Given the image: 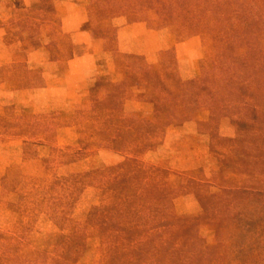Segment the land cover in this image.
I'll return each mask as SVG.
<instances>
[{
    "label": "rangeland",
    "instance_id": "374dc122",
    "mask_svg": "<svg viewBox=\"0 0 264 264\" xmlns=\"http://www.w3.org/2000/svg\"><path fill=\"white\" fill-rule=\"evenodd\" d=\"M34 1L0 0V27L6 26L8 33L5 43H19V55L25 54V60L11 56L0 65V253L6 264H56L55 256L68 243L76 246L70 254L72 264H120L127 259L119 255L118 243L103 239L106 231L99 230L98 219L120 213L112 203H121L124 195L119 194L122 182L117 183L116 174L125 155L94 145L83 155H73L79 149L78 131L87 124L91 87L100 77L114 83L125 80L121 68L125 55L141 56L152 66L173 60L174 76L184 83L199 77L203 61L211 60L207 69L218 80L210 85V93L202 92L188 108V121L163 131L160 127L153 145L138 155L142 168L161 167L169 172H150L138 184L156 176L165 193L170 190L156 210L168 207L164 212L167 229L183 226L188 231L175 238L170 231L164 232L174 249L181 244L177 264H187L191 257L195 264H264V230H247L244 220L235 219L240 213L252 220L264 215V197L251 194L247 200L231 199L218 193L264 184V172H256L264 159V132L256 127L260 123L264 128V0H239L243 3L238 17L223 27L231 36L236 31L240 35L232 37L230 48L224 46V38L205 30L187 36L175 24L155 19L126 23L123 18L114 21L115 47L108 42L109 49L91 32V0H50L54 9L56 1L68 3L63 7L69 14L66 28L56 9L42 21L33 19ZM252 18L258 22L241 41L244 29L239 22ZM121 30L127 36L118 38ZM77 31H87L98 41L90 46L88 56L82 52L80 66L69 62ZM165 51L172 53L165 55ZM126 88L124 116L152 119V89L134 82ZM253 108L258 117L253 129L237 132L231 127L229 117L253 121ZM229 155L241 157L242 173L220 164ZM87 173L91 174L83 176ZM74 177L79 181L73 182ZM56 194L69 197L58 203L42 201L43 196ZM136 194L134 206H139ZM108 207L109 211L104 210ZM148 214L141 219L134 214L133 224L151 226ZM144 232L132 238L145 236Z\"/></svg>",
    "mask_w": 264,
    "mask_h": 264
},
{
    "label": "trees",
    "instance_id": "16d2710c",
    "mask_svg": "<svg viewBox=\"0 0 264 264\" xmlns=\"http://www.w3.org/2000/svg\"><path fill=\"white\" fill-rule=\"evenodd\" d=\"M242 3L243 1L239 0H91L90 5L93 9L91 32L95 38L104 41L105 49H109L108 42H112L114 48L116 37L114 21L124 18L123 20L126 23H130L155 19L164 25L175 24L180 31H185L187 36L201 35V31L205 30L211 36L224 38V46L230 48L233 45L232 37L234 36L235 39L240 35L236 31L231 36L226 32V29L223 30V27L238 17ZM32 10L35 16L33 19L36 21L44 20L48 13L55 14L53 3L50 0H35L32 3ZM256 22L258 20H254V18L247 22L243 20L239 22L244 29L243 37L239 38L241 41H245L247 31L251 30ZM171 53V51L163 52L165 55ZM230 55L234 54L231 53ZM172 62L173 60H161L159 66H152L147 65L141 56L125 55V62L121 64V68L126 79L115 83L108 81L105 77L97 79L90 89L92 105L88 112L89 116L84 118L87 124L78 131L79 149L75 150L73 155L85 154L86 149L92 145L125 155L124 161L118 165L119 172L116 174L117 183L122 182L119 194L124 195L121 203H118V201L112 203L114 206L117 204L120 213L117 216L108 214L107 218L105 216L98 218L101 223L99 230H102L103 233L106 231L103 239L105 241L113 239L112 242L118 243L122 248L119 255L127 256L126 260H120V264H177V260L180 259L178 253L181 250V244L174 249L170 237L164 238V232L170 231L169 236L173 235L174 238L182 231L188 232L183 226L167 229L166 220L168 215L164 212L167 211L168 207L163 211L156 210L157 206H163V199L170 194L169 189L165 193L161 180L154 176V178H147L145 181H148V183L142 184L141 188L138 184L150 172L156 173L161 170L166 174L169 173L167 169L161 167L144 169L142 165H139L141 162L138 155H141L153 145L152 138L159 133L160 127L163 131L173 123L188 121L187 110L197 102V96L202 92L210 93V85H217L218 80L207 69V65H212L213 61H203L200 76L190 79L186 83L174 76L170 66ZM172 78L174 80L173 84ZM229 80L233 83L231 78ZM128 82L142 84L145 88L152 89V101L154 103L152 119L133 120L124 116V92L127 89L126 84ZM238 89L242 91L244 87L241 86ZM99 93H102V96H99ZM250 119L253 121L250 122L239 117H229L228 121L237 132H247L254 128L255 122L258 120L255 108L252 109ZM256 127L264 132L262 124L257 123ZM89 140L92 141L89 142ZM240 163H242L241 157L235 158L232 155L223 156V159L220 160V164L226 169L228 166L236 172L242 173ZM255 164L250 166L254 167ZM257 165L256 172H264V159H260V164ZM89 174L91 173L83 176ZM76 181H79V179L74 177L73 182ZM49 189L51 190V187ZM137 192H139V195L136 194ZM218 193H225L231 199L247 200V197L251 194L259 198L264 197V184L247 188L220 189ZM135 194L138 201H141L139 206H134L133 197ZM67 197L69 195L66 196V194H56L48 199L43 196L42 201L52 200L58 203L65 201ZM104 210L109 211L110 208H104ZM160 212L163 215L158 218L157 214ZM92 213L96 215L98 212L94 209ZM138 213L139 215L143 214L138 215L140 219L148 214L152 225L147 228H138L133 224L134 214ZM116 217L118 218L116 219ZM239 217V219H235L238 221L244 220L247 230L252 231L255 227V231L264 230V215L256 220L244 218L242 213ZM171 219H173V216H171ZM120 221L122 224H118ZM143 231H145V236L132 238L133 234H141ZM119 238L122 239L121 243L117 242ZM69 240L72 241L75 238ZM65 249L63 253L55 256L56 264L69 263L72 257L70 254L75 253L76 246L68 243V247L65 246ZM2 258L3 253H0V261H2V264H6L7 261ZM191 259L192 257L187 261V264H195L196 259ZM70 264L72 263L70 262Z\"/></svg>",
    "mask_w": 264,
    "mask_h": 264
},
{
    "label": "crops",
    "instance_id": "0c3cea01",
    "mask_svg": "<svg viewBox=\"0 0 264 264\" xmlns=\"http://www.w3.org/2000/svg\"><path fill=\"white\" fill-rule=\"evenodd\" d=\"M59 2L60 1H56L55 9H56V11L59 10V13L61 14V17H62V27L66 28L67 25H68V16L67 15H69V14L65 13V11L63 10V7L66 8L68 3H63L61 5ZM144 32L146 33V30H144ZM7 35H8V33H7L6 26H4V25L1 26L0 27V44H2V45H1V53H0V65L2 63L6 62L7 60H10L9 58L11 56H15V58H16V56H18L19 59H17V60H19V61L25 60V58H24L25 54L23 55V52H22V55H19V53H20V52H18V45H20L19 43H15L14 45H6L5 39L7 38ZM125 36H127L126 35V31H122L121 30V32H119L118 38H122V37H125ZM131 36L128 34L129 38ZM75 37H77V38H76V40L74 42L73 57H72V59H70L69 62H71L72 65H75V62L76 63L79 62L78 65L80 66L81 65V61L84 60V58L81 57L82 52H83V54L85 56H88L86 54L87 52H89L88 49H90V46L93 43L98 45V41L93 39L91 37L90 33L87 32V31H77ZM99 51H100V47H99ZM93 53L94 54L98 53V49L96 50V52L93 50ZM84 69H86V67Z\"/></svg>",
    "mask_w": 264,
    "mask_h": 264
}]
</instances>
